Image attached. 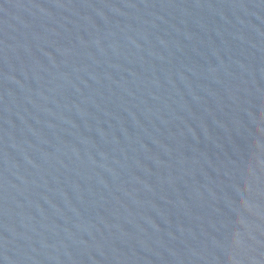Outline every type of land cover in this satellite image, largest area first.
<instances>
[{"label":"water","instance_id":"95a60500","mask_svg":"<svg viewBox=\"0 0 264 264\" xmlns=\"http://www.w3.org/2000/svg\"><path fill=\"white\" fill-rule=\"evenodd\" d=\"M0 264H264V0H0Z\"/></svg>","mask_w":264,"mask_h":264}]
</instances>
